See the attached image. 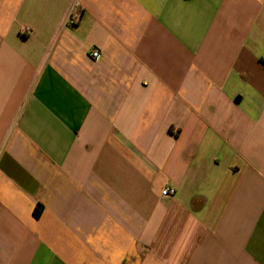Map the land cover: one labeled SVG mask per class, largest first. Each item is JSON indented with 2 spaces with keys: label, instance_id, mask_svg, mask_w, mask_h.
<instances>
[{
  "label": "crops",
  "instance_id": "1",
  "mask_svg": "<svg viewBox=\"0 0 264 264\" xmlns=\"http://www.w3.org/2000/svg\"><path fill=\"white\" fill-rule=\"evenodd\" d=\"M0 264H264V0H0Z\"/></svg>",
  "mask_w": 264,
  "mask_h": 264
},
{
  "label": "built area",
  "instance_id": "2",
  "mask_svg": "<svg viewBox=\"0 0 264 264\" xmlns=\"http://www.w3.org/2000/svg\"><path fill=\"white\" fill-rule=\"evenodd\" d=\"M82 15V9L80 8V4L78 1H75L67 14L65 25L68 27L76 25L81 18ZM30 34V30L28 28H24L22 30V35L28 36ZM90 56L93 59H98L100 57V52L97 50H92L90 52ZM175 193V189L166 187L162 190L161 195L164 197H170Z\"/></svg>",
  "mask_w": 264,
  "mask_h": 264
}]
</instances>
